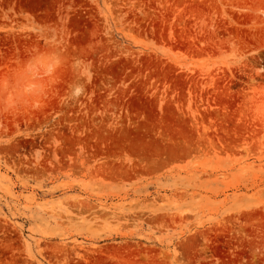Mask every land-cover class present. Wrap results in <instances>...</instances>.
I'll return each mask as SVG.
<instances>
[{
	"label": "rangeland",
	"instance_id": "1",
	"mask_svg": "<svg viewBox=\"0 0 264 264\" xmlns=\"http://www.w3.org/2000/svg\"><path fill=\"white\" fill-rule=\"evenodd\" d=\"M0 264H264V0H0Z\"/></svg>",
	"mask_w": 264,
	"mask_h": 264
}]
</instances>
